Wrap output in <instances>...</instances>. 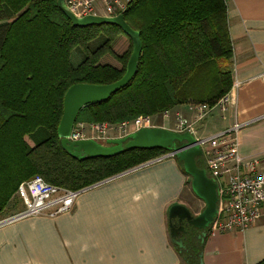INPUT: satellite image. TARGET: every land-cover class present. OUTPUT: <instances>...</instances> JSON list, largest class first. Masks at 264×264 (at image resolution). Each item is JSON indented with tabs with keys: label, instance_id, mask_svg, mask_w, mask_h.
I'll return each mask as SVG.
<instances>
[{
	"label": "trees",
	"instance_id": "obj_1",
	"mask_svg": "<svg viewBox=\"0 0 264 264\" xmlns=\"http://www.w3.org/2000/svg\"><path fill=\"white\" fill-rule=\"evenodd\" d=\"M122 15L141 41L135 76L108 100L83 107L75 125L119 124L187 103L214 104L230 90L224 0H132ZM116 33L123 34L113 25L73 26L57 0H0V212L19 185L36 175L60 188L83 190L168 153L131 150L78 160L61 145L57 127L67 89L111 84L125 73L124 56L120 70L98 64L111 53ZM99 34L105 37L89 50ZM75 49L85 52L77 66L70 61ZM192 230L178 248L185 264L201 263L202 230Z\"/></svg>",
	"mask_w": 264,
	"mask_h": 264
},
{
	"label": "crops",
	"instance_id": "obj_2",
	"mask_svg": "<svg viewBox=\"0 0 264 264\" xmlns=\"http://www.w3.org/2000/svg\"><path fill=\"white\" fill-rule=\"evenodd\" d=\"M224 3L232 83H238L235 103L225 113L209 114L199 125L198 135L208 137L234 123L243 124L237 133L238 154L256 161L264 175V0ZM96 9L98 16L106 15L102 2L96 3ZM189 104L171 111L190 118ZM153 119L160 128L171 123L160 115ZM186 186L187 175L175 157L116 174L81 190L67 213L1 225L0 264H185L171 239L169 210L182 205L195 217L205 206L192 189L193 197L186 192ZM202 233L197 236L202 264L264 261V211L244 232Z\"/></svg>",
	"mask_w": 264,
	"mask_h": 264
},
{
	"label": "built area",
	"instance_id": "obj_3",
	"mask_svg": "<svg viewBox=\"0 0 264 264\" xmlns=\"http://www.w3.org/2000/svg\"><path fill=\"white\" fill-rule=\"evenodd\" d=\"M68 10L78 18L98 16L96 3L102 2L106 15L113 18L122 15L132 0H64ZM238 87L235 81L230 90L214 104L191 103L187 106L190 118L180 111H163L160 116L163 121H171L173 132L191 135L202 152L206 172L217 184L219 199L217 215L207 228L210 235L226 233L231 230L244 232L262 217L264 211V175L258 170L256 161L244 160L238 154L237 133L244 126L234 123L228 130L208 137L198 135L199 125L213 111L225 113L228 107L234 105V92ZM173 119V121H172ZM166 124V123H165ZM97 132L108 129L107 124H98ZM160 128L151 116H138L113 127L116 138L127 137L141 129ZM115 138V139H116ZM93 139V138H92ZM85 138L84 123L76 124L68 138L71 142L92 140ZM94 141V140H93ZM175 153L169 151L156 157L146 164L157 163L168 158H174ZM143 165V164H142ZM81 193L53 186L40 176L19 185L17 197L23 204V209L16 215L0 222V226L12 221L34 217H56L71 211Z\"/></svg>",
	"mask_w": 264,
	"mask_h": 264
},
{
	"label": "water",
	"instance_id": "obj_4",
	"mask_svg": "<svg viewBox=\"0 0 264 264\" xmlns=\"http://www.w3.org/2000/svg\"><path fill=\"white\" fill-rule=\"evenodd\" d=\"M57 6L75 27L117 26L132 43V52L125 73L118 81L106 85L75 84L65 92L62 116L57 127V135L63 149L78 160L112 158L131 150L160 149L174 152L175 157L182 163L185 174L191 178L194 195L203 201L205 207L198 216L194 217L186 207L173 205L169 210L170 220L175 222L174 225L170 224L171 239L176 246L183 248L181 234L186 226L202 230V236H205L208 226L217 215L219 195L217 184L209 178L205 169L197 167L196 159L201 157L202 152L191 135L178 134L165 128H150L141 129L127 137L110 139L106 142V146L93 140L76 142L68 140L78 113L83 107L108 100L112 94L124 88L133 79L142 47L139 33L129 27L123 15L113 18L100 16L78 18L68 10L64 0H57Z\"/></svg>",
	"mask_w": 264,
	"mask_h": 264
},
{
	"label": "rangeland",
	"instance_id": "obj_5",
	"mask_svg": "<svg viewBox=\"0 0 264 264\" xmlns=\"http://www.w3.org/2000/svg\"><path fill=\"white\" fill-rule=\"evenodd\" d=\"M100 17H104V16H100ZM104 37H105L104 34H99L95 38V40H93L92 42H90L87 45L88 46V49L89 50L96 49V47L101 43V41H102V39ZM110 51H111V53H109V54L107 53V54H105L104 56H102L99 59L98 64L110 65V66H113L114 68L120 70L122 68V66H123V61L121 62L118 59L120 57L124 56V58L126 60V63H127L128 59L130 57L131 51H132L131 41L124 34L116 33L115 34V37H114V40L111 43ZM84 57H85L84 50H82V49H75L70 54V61H71V63L74 66H77L81 62V60L84 59ZM202 103H207V102H202ZM207 104H210V103H207ZM216 112L217 113H220L219 111H216ZM158 115H160V112L159 113H156L154 115H151V117H155L156 118V117H158ZM172 121H173V119H172ZM92 124L93 125H98L99 123H92ZM101 124H107L108 125V129L106 131H104L103 133L97 132L96 127L95 126L94 127H91V124L90 123H84L85 138H88V139H92L93 138L92 140H94L96 143H98V144H100L102 146H106V142L108 140H110L111 137H113V136L115 137L116 135H118L116 132H114L112 130L113 127L116 126L117 124H111V123H107V122H102ZM165 129H168V130L172 129V124L171 123H166ZM147 162H149V161H147ZM146 163H144V164H146ZM199 164L202 166L203 169L206 170V165H205L204 160L202 158H201ZM131 169H128V170H131ZM122 173H124V172H122ZM36 176H39V175H36ZM111 178L112 177H108L107 179H105L103 181L109 180ZM103 181H101V182H103ZM53 186H55V185H53ZM63 189H66V188H63ZM67 190H69V189H67ZM69 191H74V190H69ZM76 191H79V190H76ZM186 192L190 193V196L193 197V195L191 194V178L188 177V176H187ZM194 204H195L196 207H198V205H199L196 200H194ZM204 207H203V209H204ZM22 209H23V204L18 199L17 194L15 192L11 196V198H10L9 202L7 203L6 207L3 209L2 212H0V222L1 221H4V220H6V219H8V218H10V217H12L14 215H16L17 213H19L20 211H22Z\"/></svg>",
	"mask_w": 264,
	"mask_h": 264
},
{
	"label": "flooded vegetation",
	"instance_id": "obj_6",
	"mask_svg": "<svg viewBox=\"0 0 264 264\" xmlns=\"http://www.w3.org/2000/svg\"><path fill=\"white\" fill-rule=\"evenodd\" d=\"M170 221H171L170 222L171 224H173V225L175 224L174 221H172V220H170ZM191 233H193L192 227H190V226L184 227V232L181 234L182 239H185Z\"/></svg>",
	"mask_w": 264,
	"mask_h": 264
}]
</instances>
